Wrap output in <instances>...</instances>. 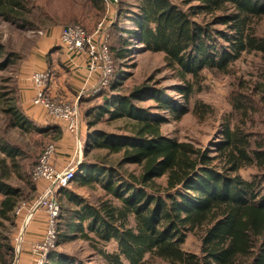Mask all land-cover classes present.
Instances as JSON below:
<instances>
[{
  "label": "trees",
  "instance_id": "trees-1",
  "mask_svg": "<svg viewBox=\"0 0 264 264\" xmlns=\"http://www.w3.org/2000/svg\"><path fill=\"white\" fill-rule=\"evenodd\" d=\"M92 1L97 5L99 0ZM193 1L184 7L186 1L134 0L137 11H130L135 29L126 32L145 50L163 53L166 68L179 81L172 90L157 80L118 89L119 70L93 94L95 98L87 99H100L85 110L87 116L94 113L87 124L94 125L106 114L130 121L127 133L94 130L89 147L121 153L118 166H138L124 176L116 167L83 163L89 177L80 174L73 179L91 181L95 171L107 176L101 184L103 194L94 200L63 187L57 191L58 238L79 236L88 241L104 264H264V75L253 83L250 101L234 93V109H241V115L223 122L220 138L211 144L214 155L209 148L161 130L166 122L163 113L178 118L188 111V102L202 89L200 71L228 74L229 63L244 52L260 53L264 59V37L256 32L264 18V0ZM40 15L35 0H0L3 22L33 28L40 25ZM111 48L116 58L123 56L120 47H110V54ZM20 57L0 42V110L8 116V126L30 130L32 122L20 105L18 87L4 76ZM145 99L154 105L137 104ZM251 114H258V121ZM5 147L0 148L11 154ZM249 166L256 168L250 178L238 173ZM160 177L164 184L156 180ZM0 190L6 194L0 200V217L6 218L15 205L13 190L3 184ZM69 201L75 209L69 208ZM189 232L200 242L198 253L182 247ZM111 240L116 247L108 251ZM4 249L0 248L2 264H12L15 247L8 240ZM43 264L87 262L53 250Z\"/></svg>",
  "mask_w": 264,
  "mask_h": 264
},
{
  "label": "rangeland",
  "instance_id": "rangeland-1",
  "mask_svg": "<svg viewBox=\"0 0 264 264\" xmlns=\"http://www.w3.org/2000/svg\"><path fill=\"white\" fill-rule=\"evenodd\" d=\"M172 1L177 4H183L186 1L188 4H184V7L195 3L193 0ZM133 2L134 0H118L117 4L108 7L101 0L96 3L97 5L92 0H35L41 12V23L39 26L19 28L14 24L0 20V42L4 44L7 50L17 51L21 54L16 63L10 67L11 70L6 71L4 76L9 77L11 83L16 84L19 90L18 81L23 73L24 66L29 62H41L42 58L38 55L42 54V52L48 54L50 51L56 52L58 50V46L54 43L47 44L45 42L53 31H61L65 24L71 25V23L82 25L91 31L99 22L104 21L108 25L107 32L109 33L110 47H120L123 53L122 57L116 58L114 50L111 48L113 71L114 73L121 71L122 80L119 82L118 89L144 81L157 80L160 85L172 90V87L178 84L179 81L172 78V70L166 68L163 53L145 50L142 44H138L130 37V33L128 35L129 31L135 29L134 22L129 18L131 15L130 11H137ZM256 32L264 37V18L258 22ZM59 66L61 67L60 64ZM229 68L230 72L228 74H218L207 69L200 71L199 84L202 89L197 93L196 98H192L188 102V111L185 114L175 118L170 114L163 113L166 117V122L161 124L162 132L179 140L191 141L201 148H209L211 155H214L211 144L214 140L220 138L223 122L230 117L234 121V117L237 114L241 115V109L238 111L234 109V93L240 92L242 100L250 101L253 83L261 79V75H264V59H262L260 53L244 52L240 57L229 63ZM61 72L68 73V69L64 66ZM111 78H109L108 84ZM102 89L100 88L96 92H93L92 89L89 97L95 98L93 94H98ZM169 93L176 96L173 91H169ZM176 97L179 96L177 95ZM87 99L88 97H82L81 100H78L81 117L84 121L81 129L82 133L80 132V141L83 149L81 151L82 159H80L75 168L74 176L83 174L87 175L88 178V173H86L84 168L89 163H100L105 165V167H116L118 172L124 176L128 172L137 171L138 166L136 164L123 163L118 166L121 153H111L106 149L89 147L94 130L102 129L112 133H127L126 131L130 128L128 123L130 121L125 118L109 119L106 114L101 121L95 122L94 125L87 124V121L93 118L94 113L92 112L87 116L85 115V110L89 106L95 105L97 101L100 102V99H92L90 101ZM179 100L181 101V98ZM250 103L252 104V102ZM137 104L142 107L152 106L154 101L145 99L138 101ZM203 105H206V108ZM25 114L32 122L30 130L8 126V116L0 110V147L6 146L5 149L11 152V154H8L9 152H4L0 148V184L7 185L13 190L10 195L15 200L14 208L7 214V217H0V248L2 247L3 250L1 251H4V245L8 240L12 247H15L12 264H18V256L23 251L21 244L16 248V244H18L16 239L20 236L22 237L26 231V225H23L22 221L23 217L30 216L32 219L34 214L45 213L42 209L39 210L36 207L41 194L37 193L39 179H33L32 175L42 152L49 145H53L55 149L57 144L55 140L60 135V130L45 131L47 126L40 123L41 120L38 117L34 119L32 114ZM251 118L253 121H258V114H251ZM48 121L49 124L54 123L51 119ZM252 129L256 128L252 127ZM74 162L75 160L72 161V163ZM83 163H85V167L82 166ZM255 171L256 168L254 166H249L240 169L238 173L244 178H250ZM90 178L92 180L85 183H81L83 182L81 178L73 179L62 190L84 196L89 201L99 198L103 194L101 184L107 178L106 173L91 172ZM156 180L164 184V177ZM61 191L60 194L62 193ZM5 195L0 190V200ZM58 199H60L61 204V196L58 195ZM67 205L70 209L76 208V204L73 201H69ZM17 209H20V215L15 214ZM60 214L61 210L59 211ZM58 220L60 221V219ZM59 238L57 237L49 253L57 250L77 256L85 260L87 264H104L101 255L91 249L88 241L81 239L79 236L66 240ZM37 243L32 244L30 251ZM115 247V240H111L108 242L106 249L111 251ZM182 247L186 251L198 253L200 242L197 236L189 232ZM1 251L0 264H2ZM31 264H36L34 259H32Z\"/></svg>",
  "mask_w": 264,
  "mask_h": 264
},
{
  "label": "built area",
  "instance_id": "built-area-1",
  "mask_svg": "<svg viewBox=\"0 0 264 264\" xmlns=\"http://www.w3.org/2000/svg\"><path fill=\"white\" fill-rule=\"evenodd\" d=\"M108 7L118 3V0H101ZM106 23L99 22L93 30L87 31L77 24L66 25L60 31V44L63 50L74 57L84 55L86 57L87 75L89 79L94 74L99 76L97 84L93 87V92L98 91L108 85L112 76L113 65L110 54L109 33ZM51 72L47 69L34 71L31 75V83L34 89L32 104L44 109L51 118L77 137L75 162L58 168L52 162L54 152L53 145L45 148L38 159V163L33 170V179H44L48 181L45 191L40 195L36 203L39 210H43L47 216L44 235L41 241L35 244L31 251L36 264H42L50 249L54 246L58 237L57 222L59 219L60 205L57 199V191L62 187H67L74 178L75 168L82 156V144L80 132L82 129V117L79 108V98L83 91L79 93L75 101L55 99L47 91ZM20 209L15 211L19 214ZM30 216L25 217L23 225L28 223ZM19 247L21 236L16 239Z\"/></svg>",
  "mask_w": 264,
  "mask_h": 264
},
{
  "label": "crops",
  "instance_id": "crops-1",
  "mask_svg": "<svg viewBox=\"0 0 264 264\" xmlns=\"http://www.w3.org/2000/svg\"><path fill=\"white\" fill-rule=\"evenodd\" d=\"M45 42L47 44L54 43L58 46V50L56 52L50 51L48 53L49 56L42 52V54L38 55L42 58L41 62H29L24 66L23 73L18 81L20 105L25 113L33 115L32 118L38 117L41 120L40 123L49 128L47 131L60 130V135L55 140L57 144L52 155V162L56 167L63 168L70 165L76 159L75 144L77 137L73 133L68 132L62 124L56 123L44 109L32 104L31 100L34 96V89L31 83V75L37 70L47 69L52 72L47 88L48 93L55 99H64L71 102L76 100L81 91L83 93L79 99L89 97L94 85L99 80V76L94 74L89 79H85L87 75L86 57L84 55L71 57V55L63 50L60 44V30L53 31ZM64 66L68 69L69 74L61 72ZM49 119L53 120L54 123L49 124ZM83 122L82 120V126ZM37 185L39 187L37 193L42 194L48 185V181L39 179ZM30 219L26 224V231L21 237L20 244L23 251L18 256V264H31L33 256L30 248L33 243L41 241L44 235L47 220L46 214H34L33 218ZM22 221H25V217H23Z\"/></svg>",
  "mask_w": 264,
  "mask_h": 264
}]
</instances>
